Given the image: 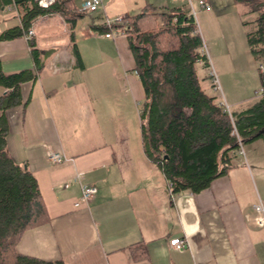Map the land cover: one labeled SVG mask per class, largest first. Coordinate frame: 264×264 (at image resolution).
I'll return each instance as SVG.
<instances>
[{
  "label": "crops",
  "instance_id": "obj_1",
  "mask_svg": "<svg viewBox=\"0 0 264 264\" xmlns=\"http://www.w3.org/2000/svg\"><path fill=\"white\" fill-rule=\"evenodd\" d=\"M183 1L159 0L151 6L173 9ZM209 3L214 9L206 12L215 22H240V5L229 1L220 8L214 0ZM246 13L250 14L247 9ZM127 14L122 11L116 19ZM96 26L81 36L83 43L101 41ZM17 27L21 22L15 14H0V37ZM33 29L37 48L48 56L38 78L21 87L24 105L7 113L8 149L37 180L48 220L25 232L18 253L65 264H264V228L258 226L255 211L259 202L264 204V144H259L264 138L249 142L246 162L234 152L233 168L208 189L175 196L162 170L146 157L142 139L141 150L126 144L117 124L123 100L115 95L116 68L109 66L107 51H94L88 60L78 43L84 65L80 68L71 45L60 43L61 29L69 33L62 17L44 16ZM115 35L118 55L124 50L119 55L124 68L120 80L134 96L145 98L140 80L133 76L136 65L128 39ZM108 39L112 37L103 41L109 43ZM0 60L6 75L36 71L24 37L0 40ZM209 81L203 83L208 86ZM5 92L0 88V97ZM257 99L235 111L245 110ZM48 146L67 161L53 164ZM84 184L98 192L91 202L77 207ZM174 239L185 240L186 247L172 248ZM138 244L146 248L145 259L135 258Z\"/></svg>",
  "mask_w": 264,
  "mask_h": 264
},
{
  "label": "trees",
  "instance_id": "obj_2",
  "mask_svg": "<svg viewBox=\"0 0 264 264\" xmlns=\"http://www.w3.org/2000/svg\"><path fill=\"white\" fill-rule=\"evenodd\" d=\"M77 1L56 0L53 6L43 9L32 0H0V12L13 2L20 5L26 31L44 16L62 17L69 29L75 64L83 68L75 30L88 13ZM234 2L255 15V29L247 33V41L255 61L264 66V0ZM94 31L128 39L135 72L145 92L139 112L144 153L162 170L173 195L201 193L230 172L233 153L239 151L234 127L243 144L264 138V94L256 96L257 101L245 110L235 111L233 124L225 108L203 89L197 67L202 64L209 68L211 64L188 4L166 10L146 6L139 14L111 25L103 23ZM16 37H23L21 27L4 32L0 40ZM29 45L36 71L6 75L0 60V88L6 91L0 97V264H65L23 256L17 251L25 232L48 220L37 180L11 157L8 149L7 113L24 105L21 87L38 78L48 56L37 48L34 38ZM258 74L264 88V70L258 69ZM134 248L136 259L147 257L145 246Z\"/></svg>",
  "mask_w": 264,
  "mask_h": 264
},
{
  "label": "rangeland",
  "instance_id": "obj_3",
  "mask_svg": "<svg viewBox=\"0 0 264 264\" xmlns=\"http://www.w3.org/2000/svg\"><path fill=\"white\" fill-rule=\"evenodd\" d=\"M85 1L86 0H78L77 5L82 7ZM158 1L159 0H105L104 6L100 7L97 13L88 12L87 16L80 19L78 27L75 30L76 44H80L86 59L91 60V55H93L94 51H107L109 59H111H107L110 61L109 66L116 68L114 73V79L117 82L115 95L117 96V99L118 97H121L123 100L121 110L118 111L121 112V120L117 124L122 126V134L127 140V142L124 141V143L126 142V144L137 146L139 150H141L139 112L141 110V104L144 102V97L139 98L137 95L134 96L133 92L128 90L129 86H125L126 82L124 79L120 80V73L123 72L124 68L119 55L123 54L124 50L121 48V54L118 55L116 46L113 45L115 42L114 39H116L115 34H111L112 39H108L109 43L103 41L106 37L105 35L97 34L96 36L101 38V41L96 44L83 43L81 36L92 33L93 26L95 25H101L107 21L111 23L116 22L118 20L116 18L120 15V13H122V11L130 13L129 15H125V17L133 16L142 11L141 7L158 5ZM199 1L200 0L183 1L184 5H192L197 11L196 19L199 31L203 36L205 53L209 57L211 64V67L205 69L202 65H198V75L202 83L204 79L210 80V85L208 84V86H206V84L203 83V88L208 94L216 99V103L221 104L223 107L224 104L228 103L231 106L232 111H235L241 106V104L252 102L256 96L255 94L261 88L258 74L260 63L255 61L251 55L246 39V33L254 30L253 22L255 15L252 13L247 14L245 8L238 6L241 10L239 23L237 21L235 24L234 20H228L226 23V19H223L220 22H215L210 18L212 15L211 12H199ZM208 1L211 2V0ZM214 1L220 8H222V6H226V2L229 1H231V4H234L233 0ZM212 9H214L213 4H211V10ZM55 20L60 22L59 18H56ZM245 24L247 25L245 26ZM63 31L64 30L61 29V35L63 36L60 40L61 45H71L69 33ZM121 37L127 40L125 36ZM212 70L215 72L219 91L216 90L215 83L211 75ZM133 76L139 80L137 75L133 74ZM126 90L129 91L127 94H125ZM249 144L251 143H244L243 154L238 153L239 157L245 162L248 147L251 146ZM259 144L262 145L264 142L261 141ZM262 154H264V152H262Z\"/></svg>",
  "mask_w": 264,
  "mask_h": 264
},
{
  "label": "built area",
  "instance_id": "obj_4",
  "mask_svg": "<svg viewBox=\"0 0 264 264\" xmlns=\"http://www.w3.org/2000/svg\"><path fill=\"white\" fill-rule=\"evenodd\" d=\"M105 0H86L82 6V9H84L87 13H97L100 9V7L103 6ZM33 3L37 4L40 8L47 9L51 6H53L56 3V0H32ZM31 5V4H30ZM200 7L205 11H211V5L209 4L208 0H200L199 1ZM192 13L196 16L195 10L193 6L191 5ZM0 14H15L16 17L19 18L21 22V29L23 32V37L26 41H30L35 37V30L33 27L30 30H25L23 27V17H24V10L21 8L20 5L13 2L12 4L4 7ZM111 25V23H109ZM107 38L112 37L111 35H106ZM203 52L205 53V49H203ZM206 54V53H205ZM260 70H264V66L260 64L259 66ZM212 78L215 83L216 90L219 91V87L217 86V79L214 70H212ZM264 94V88H260V90L256 93V96H261ZM225 112L230 116L232 123L234 124V119L232 117V112L230 110V107L227 104H224ZM235 126V125H234ZM233 135L236 137L238 145H239V154H243V141L234 127ZM47 154L49 157V160L53 164H62L67 161V158L57 152L52 146L47 147ZM77 180H80V176H77ZM98 190L95 186H92L90 184H84L82 185V199L80 202L76 204L77 207L81 206L82 204H87L92 201V199L97 194ZM255 211L258 214V226L260 228H264V204L262 202H259L255 206ZM170 245L172 248L176 250H183L184 247H186V241L182 239H174L170 242Z\"/></svg>",
  "mask_w": 264,
  "mask_h": 264
}]
</instances>
